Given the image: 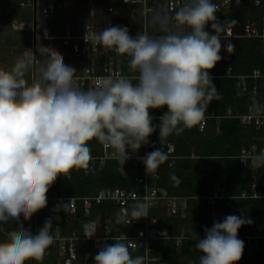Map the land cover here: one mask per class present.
<instances>
[{
  "label": "clouds",
  "instance_id": "clouds-1",
  "mask_svg": "<svg viewBox=\"0 0 264 264\" xmlns=\"http://www.w3.org/2000/svg\"><path fill=\"white\" fill-rule=\"evenodd\" d=\"M220 5L212 0H187L174 14H157L154 26L163 33L158 37L140 32L134 38L127 27L111 26L93 35L103 51L129 57V68L136 83L123 76H107L88 90L74 86L76 70L49 46H38L44 57L37 60L28 50L11 69L0 68V222L17 221V230L0 242V264H25L41 260L53 244L51 219L36 233L23 228L28 220L47 206V192L59 176L72 169L87 168L91 160L89 142L107 143L117 150L124 165L130 159L127 149L138 152L156 131L150 110L166 107L160 117L159 139L199 124L209 104L220 99L209 72L222 59L221 33L226 24L216 18ZM211 25L212 31L206 30ZM232 54L235 46L227 43ZM39 63V80L31 84L25 76ZM257 112L261 106L255 105ZM142 160L146 172L154 173L168 159L156 149ZM264 165V152L253 161ZM178 185L179 178L170 173ZM67 205H58L63 211ZM130 216L138 220L148 216V208L137 203L117 223ZM56 219H59L57 216ZM129 221L128 223H130ZM245 216L228 215L222 222L205 228L203 239L193 233L196 250L203 253L199 264H237L244 242L238 231L251 224ZM95 222L83 224V233L91 239ZM143 256L133 258L129 246L115 240L105 244L94 257V264H144Z\"/></svg>",
  "mask_w": 264,
  "mask_h": 264
},
{
  "label": "trees",
  "instance_id": "trees-1",
  "mask_svg": "<svg viewBox=\"0 0 264 264\" xmlns=\"http://www.w3.org/2000/svg\"><path fill=\"white\" fill-rule=\"evenodd\" d=\"M21 1L23 0H0V46H9L6 56H2L5 60L4 69H8L13 61L28 50L30 44L28 36L32 35L30 31L13 28L14 22L34 24L35 21L37 36L43 27L48 28L51 35H61L65 26L76 23L77 18L85 12L84 8L76 4L67 13L52 17L37 15L34 20L33 11L23 8L20 5ZM131 17V11L121 9V6L118 8L116 21L122 27L130 24L133 19ZM95 18L101 19L100 11H95ZM263 18L264 0L259 4H255L254 0H239L224 10L221 23L234 20L235 24H226L225 28L230 27L242 33L247 22L261 24ZM135 24L140 27L139 20ZM149 30L158 31L153 20ZM206 30L212 31L210 24ZM229 42L235 46L232 54L226 51ZM221 44L222 59L209 72L215 76L212 82L220 94V99L209 104L205 112L207 118L203 129L197 124L191 129H185L179 136L173 133L161 143L158 125L167 108L150 110L156 131L148 138V145L165 146L170 142L174 146L175 156L160 165L154 172L156 176L150 180V184L166 188L171 195L186 197V208L176 214H170L161 204L151 208L149 212L151 216L158 218L168 235L167 238L157 239L151 243L163 257L165 264H199V258L203 253L196 250L197 240H193V233L197 239H203L205 228L210 229L214 222H222L228 215L245 216L252 221L238 231V239L244 242V251L237 264H264V165L256 167L248 162L243 167L239 159L243 147L256 144L258 149L264 148V125H257L255 122L244 124L238 117L247 114L249 108L256 114L264 113V39L244 36L223 37ZM40 45L54 48L63 56L66 64L73 67L76 72L79 70L82 58L73 53L61 40L36 38L35 54L38 60H43L44 57L38 52ZM121 66L125 74L134 75L126 57L122 58ZM228 67H231L232 77L224 76ZM254 70H259L261 75L256 78L251 76ZM26 74L25 78L30 83V74ZM241 75H246L244 89L238 85L237 76ZM128 79L134 84L137 82L135 78ZM255 105L261 106L262 110L257 112ZM100 145V141L91 140L88 145L91 154L98 153ZM127 152L130 159L121 168L118 159H109L94 176L85 174L83 168H74L66 176H59L47 192V206L34 213L37 231L49 219L53 225L52 235L55 234L56 227L60 235H68L73 231L80 234L87 219L101 223L109 222L115 235L134 231L135 227L127 221L117 223L119 212L113 201L102 200L98 204L93 203L89 215H85L81 202H78L72 214L68 208V198L72 196L91 195L99 189L113 188L117 185L134 189L135 178L144 172L145 165L139 159L143 154V145L136 153L131 149H127ZM170 173H175L179 178L178 185L171 181ZM217 185L222 186L224 197L219 200L220 211L215 213L206 203L205 197L210 195ZM58 205H67V208L57 212L55 209ZM57 216L59 219H56ZM21 220L23 228L32 232V216L28 220H23L21 216ZM18 227L15 220L0 222V242L6 240L8 234ZM114 242L110 241L107 244ZM76 249L75 264H81L85 257L89 259L90 264H94V257L100 250L87 245L83 240L76 242ZM129 251L132 256L140 254V251L135 249L129 248ZM46 258H49L52 264L56 262L57 256L52 254L51 246L41 260H34V264H45ZM25 264H30V260Z\"/></svg>",
  "mask_w": 264,
  "mask_h": 264
},
{
  "label": "built area",
  "instance_id": "built-area-1",
  "mask_svg": "<svg viewBox=\"0 0 264 264\" xmlns=\"http://www.w3.org/2000/svg\"><path fill=\"white\" fill-rule=\"evenodd\" d=\"M237 1L239 0H212L213 3L220 5L219 10L215 14L219 22H221V15L224 10L230 6V4ZM254 1L255 4H259L261 0ZM186 2L187 0H23L20 5L23 8L31 9L33 13L35 11L36 16L41 15L43 17H52L57 14L67 13L72 10V6L76 4H78L80 8L85 9L83 15L77 18L76 23L64 27L63 34L51 35L49 29L43 27L40 35H36V38L61 40L63 44L70 47L73 53L78 54L82 58L80 68L75 73L74 86L86 91L96 87L101 79L107 76H111L115 79L121 76L125 78H135L137 75L136 73H134V75H127L123 71L121 60L123 57H126L129 61V57L117 55L114 51L105 52L102 46L95 44L92 39L94 34L103 31L107 27H122L116 21L117 10L120 6L129 5L133 7V9L130 10L132 15L131 18L133 19H131L130 24L127 26L130 36L134 38L138 33L143 32L149 36L158 37L163 33L159 30H149L150 25H152L153 17L163 13H167L169 17H173L175 12ZM95 11H100V20L97 18L94 19ZM137 19L139 20V28L135 24V22L138 21ZM12 26L13 28L30 31L33 34V23L23 24L14 22ZM238 36L264 39V18L261 24H257V22L254 21L247 22L244 25L242 33H238L235 29L230 27L225 28V31L221 33V38ZM28 50L33 53L32 45ZM28 50L26 52H28ZM29 74L30 84L39 80V63L34 65V69L32 68ZM260 75L259 70H254L251 74L254 78ZM210 76L213 81L215 76ZM224 76H233L231 67L226 69ZM237 77L239 78L238 85L242 86L244 89V79L246 75ZM253 90L255 92V87ZM238 117L244 124L255 122L257 125H264V113L256 114L251 108H249L247 114ZM206 118L207 117L204 116V119L198 124L200 129L204 128ZM156 149L164 151L169 159L175 157L173 155L174 146L172 143L168 142L165 146L157 145L155 147H150L148 144L143 145V154L140 158H143L147 153ZM261 152H264V148L258 149L256 144L243 147L239 156L242 166L244 167L248 162L253 164L254 158ZM91 157L88 167L83 168L85 174L90 176H94L100 171L106 160H119L117 150L107 143H101L99 152L92 153ZM122 165L123 164L120 162L119 168H121ZM155 176V173L147 174L146 167H144L143 174L135 178L136 187L134 189L117 185L113 188L99 189L91 195L69 197L68 208L71 214L75 212L78 202H81L85 215H89L93 203L98 204L102 200H110L117 205L119 214L127 212L135 207L137 203H143L148 208V216L133 221H131L132 218L128 216L127 223L131 221L129 224L133 225L135 229L132 232L121 233L119 235L113 234L109 222L101 223L93 219L86 220V223L92 221L96 224L97 231L91 239L86 238L83 231L80 234L73 231L67 236H61L58 233L54 234L53 245H57L62 252V257L58 264L76 263V242L78 240H83L94 248H101L110 241L120 240L126 243L129 248L140 251V254L133 256V258L136 256H143L145 258L144 264H165L163 257L158 254L151 243L157 239L167 238L168 235L158 218L151 216L149 212L151 208L161 204L166 207L170 214H176L186 208V197L171 195L166 188L150 184V180ZM223 197V188L217 185L214 191L205 197V200L215 213H218L220 211L219 200ZM254 245L256 248V242ZM81 264H90V261L85 257Z\"/></svg>",
  "mask_w": 264,
  "mask_h": 264
},
{
  "label": "crops",
  "instance_id": "crops-1",
  "mask_svg": "<svg viewBox=\"0 0 264 264\" xmlns=\"http://www.w3.org/2000/svg\"><path fill=\"white\" fill-rule=\"evenodd\" d=\"M36 226H37V223H36V220H35V217H34V233L37 232V227ZM56 233H58L60 235L59 230L57 229V227L55 228V234ZM61 236H67V235H61ZM85 243L87 245H89L87 242H85ZM51 251H52V254L53 255H56L57 256L56 262L53 263V264H58L59 260L62 257V252L59 250V247L57 245H53V244L51 245ZM30 264H34V261L32 262V260H30ZM45 264H52V262L50 261L49 258H46Z\"/></svg>",
  "mask_w": 264,
  "mask_h": 264
},
{
  "label": "rangeland",
  "instance_id": "rangeland-1",
  "mask_svg": "<svg viewBox=\"0 0 264 264\" xmlns=\"http://www.w3.org/2000/svg\"><path fill=\"white\" fill-rule=\"evenodd\" d=\"M126 9V10H128V11H130V10H132L133 9V7L132 6H129V5H122L121 6V9ZM29 37V41H30V44L29 45H32V35H29L28 36ZM28 45V47H30ZM9 48V46L8 45H2V46H0V68L2 67V69H4V57H2V56H6V52H8V49ZM6 49V50H5ZM21 54H22V52H21ZM13 64H14V61H13ZM13 64H10V66L8 67V69H11V67H12V65ZM7 70V69H6ZM28 74H29V72H28ZM25 77H27V74H26V76Z\"/></svg>",
  "mask_w": 264,
  "mask_h": 264
},
{
  "label": "water",
  "instance_id": "water-1",
  "mask_svg": "<svg viewBox=\"0 0 264 264\" xmlns=\"http://www.w3.org/2000/svg\"><path fill=\"white\" fill-rule=\"evenodd\" d=\"M35 18H36V13L34 11V20H35ZM32 47H33V54L35 55V47H36V25H35V21H34L33 34H32ZM33 69H34V66H33ZM32 233H34V214L32 215ZM33 261L34 260H32V262Z\"/></svg>",
  "mask_w": 264,
  "mask_h": 264
}]
</instances>
